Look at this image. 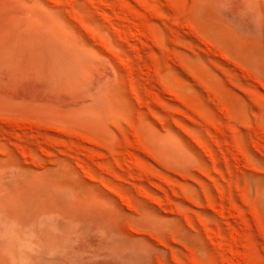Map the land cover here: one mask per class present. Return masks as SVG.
Listing matches in <instances>:
<instances>
[{"label": "rangeland", "instance_id": "374dc122", "mask_svg": "<svg viewBox=\"0 0 264 264\" xmlns=\"http://www.w3.org/2000/svg\"><path fill=\"white\" fill-rule=\"evenodd\" d=\"M0 264H264V0H0Z\"/></svg>", "mask_w": 264, "mask_h": 264}]
</instances>
